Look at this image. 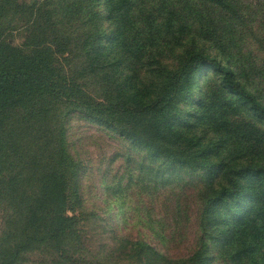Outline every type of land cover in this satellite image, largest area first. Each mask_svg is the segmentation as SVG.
<instances>
[{
	"label": "trees",
	"instance_id": "trees-1",
	"mask_svg": "<svg viewBox=\"0 0 264 264\" xmlns=\"http://www.w3.org/2000/svg\"><path fill=\"white\" fill-rule=\"evenodd\" d=\"M255 1L252 14L263 17L264 0ZM52 2L0 0V206L6 211L0 264H18L36 251L53 256L44 264H102L98 255L87 259L82 242L81 164L67 140L72 118L143 151L159 164L154 182L183 170L199 183L193 250L171 257L138 241L128 249L135 264L143 253L145 264L211 263V227L225 237L227 264H264V100L235 66L231 36L254 6L106 0L105 16L89 7L80 18L91 0H77L67 4L73 24L61 32ZM207 6L218 16H207ZM216 17L226 23V39ZM20 32L24 39L16 44ZM68 56L81 59V69L69 71ZM83 77L96 80L100 95L78 81Z\"/></svg>",
	"mask_w": 264,
	"mask_h": 264
},
{
	"label": "rangeland",
	"instance_id": "rangeland-1",
	"mask_svg": "<svg viewBox=\"0 0 264 264\" xmlns=\"http://www.w3.org/2000/svg\"><path fill=\"white\" fill-rule=\"evenodd\" d=\"M72 1L77 0L52 2L51 8L56 13L58 27H62L61 32L69 30L68 22L73 24L72 12H66L67 4ZM247 1L254 6L244 14L248 18L243 23L236 22L231 28L238 59L235 66L246 70L245 81L250 85L254 83L264 100V15L262 17L259 11L252 14L256 1ZM89 7L103 17L106 0H91L90 6L82 7L80 18L82 14L90 12ZM203 12L207 16L219 14L209 6ZM100 20L103 19L98 18ZM225 24L221 17L215 18L214 25L219 26L218 34L222 35V40L225 38ZM23 39L22 32L15 35L16 44H21ZM72 53H76L74 49ZM66 60L65 67L69 71L81 69L82 63L78 57L68 56ZM77 79L80 83L85 82L91 94L100 95L94 78ZM201 81V85H204L205 80ZM198 96L196 90L191 99L195 100ZM183 106L189 108L185 101ZM212 129V125L206 126L208 133H213ZM67 140L70 153L81 164L79 212L81 237L88 260L98 255L97 262L102 264H135L128 249L131 245L136 246L138 241L146 243L156 253L171 257L186 255L193 250L199 234L201 208L195 191L199 183L191 180L195 174L177 170L174 175L165 174L166 182L160 178L154 182L151 178L159 164L152 162L143 151L134 148L114 132L84 119H70ZM5 215L6 211L0 206V244L4 236ZM211 229L207 236L211 263L206 261L202 264H227V258L222 253L229 249L220 244L225 237L217 236ZM42 254L40 251L28 253L18 264H44L53 258L49 253ZM147 254L143 253L136 264H145Z\"/></svg>",
	"mask_w": 264,
	"mask_h": 264
}]
</instances>
